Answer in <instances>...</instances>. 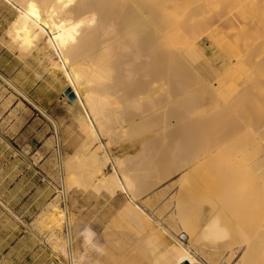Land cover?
Segmentation results:
<instances>
[{
	"label": "rangeland",
	"instance_id": "1",
	"mask_svg": "<svg viewBox=\"0 0 264 264\" xmlns=\"http://www.w3.org/2000/svg\"><path fill=\"white\" fill-rule=\"evenodd\" d=\"M11 1L12 3H18V0ZM16 14L15 9L11 5L4 0H0V34L2 36ZM218 15L213 13V15L209 16L210 20L207 18L209 23L205 26L203 24L197 29L193 28L194 30L192 31L190 30L191 28H186L182 34L187 35L185 36L186 39H184V41L186 40V46L184 41H182L183 39L180 40V43L177 42L183 36L178 38L177 41L174 39L172 36L173 26L167 25L170 22L166 23V27H164L165 56L162 80L165 108L160 122L161 140L156 138V135L149 138L144 135L153 126L155 117L153 118L151 115V118L140 120V122L138 117L134 115L136 114L134 113L135 111L130 107L126 108L125 103L122 106L123 108L120 109L121 105L116 98L118 96L123 98L125 94L131 91L132 78L123 71L121 65L117 64L118 62L112 63L115 67L111 64L113 68L110 66L107 69L105 77L91 82L90 88L98 94L109 96L111 103H114L112 105L113 110L117 105H120L116 109L117 114H120L122 118L118 119L115 112L109 113L106 119V127L101 133L102 137L99 138L97 136L98 140L89 142L91 137L81 129L79 122L75 119L71 108H69L79 132L86 137V141L80 144L61 143L60 127L55 121L53 123L55 125V134H57L56 139H58L56 143L42 145L30 142L27 129L21 130L19 127L20 113L17 111L20 106H23V98L27 100V103L34 104L35 102L25 94L14 79L0 74V264H30L29 256L25 258L24 253L28 252L29 247L34 244L44 249L39 258V264H69L70 261L66 250V244L68 245L66 240L67 229L70 230L72 238L71 248L74 253L76 252L74 255L77 257L81 255L87 264H92L91 262L95 260L102 261L105 264H151L152 259H154L151 251L155 244V248H157L158 245L160 247L161 243L162 249L163 244L164 248L166 247L167 249H171L173 246L178 247L177 240L185 243L188 240L187 234L179 233L184 230V227L186 230L197 226L201 227L210 223L214 217L219 218L220 224L226 229V239L217 242V244H211L206 239L191 236V241L188 245L190 252L202 264H264V251H261V248L264 247V236L259 247L248 245L246 239L242 237L237 239L239 235H244L245 229H249L254 223L252 219L255 217L253 216L254 213L250 211L251 208H249V205L244 204V200L243 203L240 201L242 199H239L240 195L249 194L253 187V182L250 180L251 182L248 183L249 176L243 172L227 170L226 165V158L230 159L231 156L233 159L231 151L240 149L242 147L240 144L247 145L246 150H248L245 154H239L238 159L240 161L255 163L264 159V140L262 139L264 138L262 137L264 134V114L259 113L251 103H249L248 109L242 108V105L245 102L248 103L253 94H255L253 89L258 79L246 78V80L240 69V67L242 68L241 63L243 60H247L245 63L248 68L250 67L249 70L251 72L255 71L254 68L258 65V61L264 59V49L259 44L260 39L250 34V31L253 30L252 26H255L254 24H250V29L252 28L250 30V25H245L246 22L242 21L233 11L231 14ZM109 31H106V34L111 32L110 36L113 31ZM210 33H212L213 38L209 36ZM245 39L251 41L252 46L247 56L241 55V62L237 50L243 52L244 43L242 44V41L244 42ZM228 40L232 42L228 44ZM233 42H235V46L231 45ZM254 42L258 44L255 46ZM41 44L45 45L44 42ZM230 45L231 48L229 50L231 51L234 48V52L236 51L235 54L238 57L234 56V53L232 55L230 51L228 53L225 50ZM177 48L179 49L178 51ZM6 49L16 53V51L7 47ZM196 50H198L197 53ZM34 53L48 65L50 73L54 75L55 81L61 87L59 93L64 103L71 104L72 100L64 93L68 87L67 81L62 71L53 65V59H58L56 54L53 50L44 47L36 49ZM174 55L177 56L174 57ZM83 56L84 54H79L77 58H82ZM238 59L239 61H237ZM231 70L234 73L232 71L231 74ZM218 74L220 75L218 76ZM229 74L230 76L235 75L236 78H233V76L230 78ZM221 76L226 79L229 76V82L226 79L221 80ZM128 79L131 84L128 83ZM8 80L16 87L11 85ZM219 80H221L220 82L226 80L222 82L225 85L227 83L232 84L235 80V86L234 84L232 85L235 87L234 89L240 84V88L238 86L237 89V92L239 91L237 104L235 103L236 105H234L233 101H231L235 107L231 106L232 103L229 101L226 105L222 102L221 97L229 91L227 86L231 84H227V88H222L221 86L219 87ZM240 80L242 83L245 82V85H242ZM121 81L122 84L119 83ZM244 87L248 89L246 90ZM244 95H246V99ZM114 100L118 103L117 105L113 102ZM219 105L221 110L226 108L225 112L219 109L225 119L221 116V112L218 115L215 114L218 109L216 110L214 106L218 107ZM211 106L216 112L212 111ZM229 107L236 109L237 113L235 112L236 110L231 108L232 111ZM210 111L215 114L216 119L210 114ZM239 111L241 113L244 112V114L238 113ZM178 112L180 113L178 114ZM205 112L210 114H208L209 118L214 117L217 126H219L217 120H220V122L221 119L225 120V123L223 122L224 125L219 122L223 126L221 130L219 126V134L213 118L210 122ZM231 112H235V114ZM253 113H255L257 118ZM236 114L244 117L238 115L239 117L236 119ZM218 117L219 119H217ZM232 117L236 118L233 119ZM239 118L240 122L244 119L242 124L239 123ZM136 119L138 122L136 121L134 124L133 122ZM197 119H201V121ZM212 120L213 125L211 124ZM256 120H258L257 124ZM16 121H18V124L15 127ZM252 122L253 125L255 124V128L252 126ZM205 125L208 126L205 127ZM213 126L215 130L213 131L212 128L209 130L208 127ZM225 127L226 130L224 131ZM249 132L253 133V137H250V135L247 137L250 134ZM218 135H223L224 143ZM244 135L247 138L246 141H243L245 139ZM195 136L196 138H194ZM206 137L208 138L206 139ZM101 140L107 144L111 155L122 154L128 157H126L128 161L126 160L125 162V168L129 170L127 171V174L129 173L128 178L132 182L131 186L134 193L138 195L137 203L143 211L138 210L137 212L128 208L130 207L128 203L130 205L133 204L131 203V196L126 193L119 192L112 195L108 191H98L92 187H89V189L85 188L86 180L97 181L98 178L96 175L89 178L91 175L89 172L90 164L83 166L77 164V153L83 151V146L87 143L91 144L90 151H94ZM143 140L147 141V144H144V147L147 148H144L146 152L140 146ZM203 142L205 145H208L209 142L213 143L214 146L219 144V147L200 159L188 163L195 156L193 152L196 155L200 153L202 145H204ZM151 143L152 147H150ZM210 143L209 146H211ZM232 143L233 148H236L231 150ZM196 144L199 146H196ZM154 145L160 146V152L156 148L153 149ZM148 147L150 150H148ZM227 147L230 148L228 149L229 151L224 154L221 153L220 156L215 157L216 159L214 158L216 161H220L219 159L221 158L220 162H215L214 159H212L213 163L210 160L208 161L214 166L219 165L218 170L207 177H200L199 171L196 170L199 162L215 156L217 152ZM36 151L38 153L34 154ZM148 152L152 156H149ZM222 155H225L224 159ZM251 156L253 157L251 158ZM66 159L69 162H75L72 165L71 176L79 184L71 182L73 186L71 185L65 195L62 161ZM150 165L151 167H149ZM223 166L226 169L223 170ZM143 167L148 169L145 168L146 170L142 171ZM151 168L155 169L151 170ZM111 172H113V165L109 163L104 168L103 174L107 177ZM192 184L194 185L192 186ZM53 204L56 206H53ZM248 209L250 212L245 213L244 211ZM60 212H63V214H60ZM249 214L251 218H249ZM22 235H24L22 240L26 242V245L20 251V248L14 244ZM88 238L91 240L89 241ZM194 238H197L198 241ZM20 245L22 243L20 244L19 242L18 246ZM165 264L176 263L170 260ZM192 264L198 263L194 262Z\"/></svg>",
	"mask_w": 264,
	"mask_h": 264
},
{
	"label": "bare ground",
	"instance_id": "2",
	"mask_svg": "<svg viewBox=\"0 0 264 264\" xmlns=\"http://www.w3.org/2000/svg\"><path fill=\"white\" fill-rule=\"evenodd\" d=\"M8 1L12 2L11 0H8ZM13 4L15 5L18 11V15L6 32L5 44L11 50L18 49L21 52L26 53V54L36 49L42 42H44L45 48L53 50V52L56 54L58 58L56 59L54 66L60 71H62L64 78L67 81L68 87H70V89L75 94V99L72 100V103L70 104L71 111L75 119L79 122L81 129L85 132V134H88V136L91 137V140L89 142L98 140L97 136H99V138L102 137L101 133L106 127V119L109 116V113L115 112L117 114L116 108L119 107L120 105H121L120 109L123 108L122 106H124V103L126 104L125 105L126 108L130 107L131 109L135 111L134 113L136 114L134 115L138 117L139 121L146 120L147 118L149 119L151 118L150 117L151 115L153 118L155 117L153 126L150 127L149 130H147L144 135L148 138L155 136V135H156V138H159V139L161 138L160 137V134H161V131H160L161 123L160 122L162 119L161 117L163 114V110L165 108L164 102H163L164 85H163L162 77H163V64H164L163 62H164V56H165V44H164V38H165L164 29L165 28L164 27H166V23L170 22L171 24L169 23L167 25H170L171 27L173 26L172 36L174 37L176 41L178 38L183 36L181 39H178L179 41H177L180 43V40L183 39L182 41H184V39H186L185 36L187 35L186 34L182 35L183 31L186 28H191L190 30L192 31L194 30L193 28L197 29L199 26L203 24L205 26L206 24L209 23V21L207 22V18L213 15V13H215L216 15L217 14L224 15L225 13L231 14L233 11L239 18L242 19V21H245L247 23V24L245 23V25H248V24L255 25L254 27L252 26L253 30L252 28L250 29L251 25L249 26V29L252 30L250 31V34L251 35L253 34L252 36H257L258 39H260L259 44H261L264 49V0H18V3L13 2ZM208 20L210 19L208 18ZM109 30L113 31V34H111L110 36L109 34L111 32ZM106 31H109L110 33L107 32L106 34ZM209 36L213 38L212 33H210ZM185 41H184V44H185ZM227 42L229 44V42H232V41L228 40ZM243 43H244L243 49H242L243 52L237 50V52L240 55L239 56L240 60H241L242 54H244V56L248 55L247 53L248 51H250L249 49H251V46H252L251 45L252 42L247 39H245L244 42L242 41V44ZM184 44H179V45H184ZM228 44L226 45L228 46ZM234 44L235 42H233V44L231 45L235 46ZM254 44L256 46L258 43L254 42ZM231 45L225 48V50L228 51V53L230 51L229 49L231 48ZM197 48H194V49H197ZM178 50L179 49L177 48V51ZM198 50H196V53L198 52ZM234 50L235 49L232 48L230 51L232 55H234L236 52V51L234 52ZM79 54H84V56L82 58H77ZM175 56L177 55H174V57ZM234 56H237V55L235 54ZM237 61H239V59ZM246 61L243 60L242 62L241 60L242 68L240 67L242 74L245 76V79L246 78H253V79L257 78L258 80L254 84L253 90L255 94H253V97L250 99L248 103L245 102L244 104V100H243L244 105H242V108L248 109L250 106L249 103H251L253 106L256 107L255 109H257L259 113L264 114V59L258 61V65H256L257 68L255 67L254 68L255 71L253 70V72L249 70L250 67L249 68L247 67V64L245 63ZM115 62H118L117 64L121 65L123 71L127 73L130 78H132L131 80L132 84L131 82H129V79H128V83L132 85V88H131V91L128 90L129 91L128 93L126 92L127 94H125L123 98L119 96L117 98L115 97L116 99H118V103H120V105H117L118 103L115 102L114 100L113 102L116 103L115 105H117V107L114 108L113 110L112 105H114V103H111V99L109 98V96H106L105 94L104 95L98 94L95 90H92L90 86H91V82L97 81L105 77L107 74V69L110 68V66L111 68H113L112 63H115ZM232 71L233 70L230 71L231 74H232ZM219 75L220 74H218V76ZM232 76L233 75H231L230 78H232ZM222 77L223 76H221V78ZM234 77L236 78L235 75L233 76V78ZM228 78L226 79L224 77L221 80L226 79L228 81ZM221 80H219V82ZM225 81H222V82H225ZM222 82L220 83L222 84ZM248 82L251 83V81L249 80ZM119 83L122 84V81ZM220 83H218L219 87L221 86L222 88L226 87L227 84H231V83H227L225 85L223 83L225 86L223 84L222 86ZM240 83L242 85L243 84L245 85V82L242 83L241 81ZM124 84L126 85L127 83H124ZM233 84L235 86V80H234V83L232 82L231 85L227 86L229 87V91L227 93H225L226 91L223 92L225 94H223V96L221 97L222 102L225 103V105L226 103H228V101L229 102L233 101L234 105H236L237 104L236 102L239 99L238 98L239 91L237 92V89L240 84L237 86V83H236V86H237L236 89H234L235 87L232 86ZM242 85L241 87L243 88ZM244 88L246 89V87ZM204 93H207V92H204ZM244 93H247V92L244 91ZM242 96H243V93H242ZM245 96L246 95H244V97ZM233 103L231 106L235 107ZM237 106H236V109H237ZM219 107L220 105L218 107L214 106L216 110L218 109L217 110L218 112L215 113L217 115L221 111L222 112L226 111V108L224 110H221ZM210 108H212V111H215L213 109V106H211ZM231 108L230 110L234 109V108L232 109ZM219 109L221 110L220 112H219ZM237 110L235 111L236 113H237ZM212 111H210L211 112L210 114H212V116H214L216 119V116L215 114L212 113ZM240 111L238 113L244 114V112L241 113ZM222 112H221L222 114L221 116L223 117ZM235 112L233 113L231 112V113L235 114ZM179 113L180 112H178V114ZM205 113H206L205 115L208 116L209 113L208 114L207 112ZM240 114H236L237 116L234 115L237 117V118L236 117L234 118L238 119ZM253 114L255 115V113ZM119 115L120 114H117L118 119L121 117V115L120 116ZM209 117L210 116H208V118ZM214 117L209 118L210 119L209 121L211 122L212 118L214 120ZM224 117L223 119H225ZM217 119H219V117ZM213 120L211 123L212 125H213ZM242 120L240 122V118H239V123L242 124ZM136 121L138 122V120L136 119L134 120L133 123L135 124ZM199 121H201V119ZM215 121L216 120H214V122ZM257 121L258 120H256V124H257ZM219 122L220 120L219 121L217 120V123L219 124L220 130H221V127L223 129V126L220 123L222 124L223 122L225 123V120L223 121L221 119V122L220 123ZM214 125L217 126L216 122L214 123ZM207 126L208 125H205V127ZM219 126H217L218 131L216 130L218 134H219V129H218ZM252 126L253 127L255 126V124L253 125V122H252ZM145 127H148V126H145ZM226 127L224 131L226 130ZM208 128L209 130L211 128L213 131L215 130L213 129L214 126L208 127ZM251 131L253 130L251 129ZM233 133H234V130H233ZM187 134L189 135V133ZM249 135L250 137H253L252 136L253 133L248 134L247 137ZM219 137H221L222 138L221 140L223 141L224 139L223 135ZM262 137H264V134ZM194 138H196V136ZM207 138L208 137H206V139ZM228 138H231V137H228ZM244 138L245 139L243 141H246L247 138L245 137V135H244ZM262 139L264 140V138ZM146 142H147L146 140L145 141L143 140L140 143V146L143 150L144 148L147 149L146 147H144V144H147ZM209 143L208 145H205L203 142L204 145H202L201 151L197 155L193 152L194 150L192 149L193 155L195 156L192 157V159L188 163H192L196 161L197 159H200L201 157L205 156L206 154L214 151V149L219 147V144H216L217 146H214L213 143H210L211 146H213L211 147L209 146ZM243 145L240 144V146L242 147L238 149L237 151H231L232 153L231 155L233 159L231 158V156H230V159L227 157L226 165H227V170L243 172L249 176V180H247V182L248 183H250L251 181L253 182V187L251 188V191L249 192V194L244 193L239 196V199L241 198L242 200L240 201L242 202L244 200L245 203L244 202L243 203L245 205L246 204L249 205V208H251L250 211L254 213L253 216L255 218L252 219L254 220V223L252 221L253 226H250L249 229H245L244 235L242 236L239 235L237 239H240L242 237L243 239H246L247 241L246 243H248V245L259 247V244L262 243L263 236H264V184H263L264 182V159L259 160L255 163L252 162L253 164L240 161L238 159L239 154L241 153L245 154L247 153L246 151H248L246 150L247 145H244V146ZM90 146H91L90 143L85 144L83 146V151L77 153L78 154L77 164L81 166L90 164L91 165L89 166L90 171L87 169L91 173L89 178H92L94 175H96L98 178L97 181L90 180V179L86 180L85 188L89 189V187H92L98 191L100 190H103L105 192L108 191L109 194L111 193L112 195L118 194L119 192L126 193L127 195L131 196L132 198L131 203L133 204V205H130V203H128L130 206L128 208L131 209L132 211L133 210L137 212L138 210L143 211L142 208L137 203L138 195L134 193L132 186H131L132 182H130L131 180L128 178L129 173L127 174V171L129 170L125 168V162L126 160L128 161L127 159L128 157L122 154L114 155V156L111 155L107 148V144L102 142V140L100 141V143L98 144V146L95 148L94 151H90ZM152 146L153 145L151 143L150 147ZM196 146H199V145L196 144ZM155 148L156 150L160 152L159 145L157 146L154 145L153 149ZM235 148H233V143H232L231 150ZM228 149L230 148L227 147L223 150H220L219 152L215 154V156H212L209 159H206L203 161L201 160L196 168V170L199 171V174H200L199 176L207 177L208 175L216 172V170H218L217 168L219 165L214 166L210 164L211 162L208 163V161L210 160L213 163L212 159H214L217 156H220L221 153L222 154L226 153L227 151H229ZM148 150H150V148ZM195 150L197 151V147ZM144 151L146 152V150ZM147 154L149 156L151 155L149 152ZM225 155H222L223 159L225 158ZM252 157L253 156H251V158ZM215 159H214L215 162H220L222 160L221 158L219 159L220 161H216ZM109 163H112L113 165V172L109 173L108 176L106 177L103 174L104 168ZM73 164H75V162L73 163L71 161L69 162L68 159H66L65 161H62L63 186H64L65 195L71 188V185H72L71 182L79 184V182H77V180L71 176V170H72ZM149 167H151V165ZM183 167H185V165H183ZM223 167H224L223 170L226 169L225 166ZM145 168L146 167H143V170L142 169L141 170L144 171L148 169V168L146 169ZM84 169L86 170L85 166H84ZM153 169L151 168V170ZM147 171H150V170H147ZM193 185L194 184H192V186ZM53 206H56V205L53 204ZM248 211L249 209L244 212L248 213ZM60 214H63V212H60ZM249 218H251V216ZM249 230L250 232L248 233ZM179 233L187 234L188 236L187 242L185 243L181 240H177V243L179 246L178 247L173 246L171 249L169 248L167 249L166 247L164 248V244H163V249H162L161 243H160L161 248L158 247L159 245L157 246V248H155L156 247L155 246L156 244H155L153 246V250L151 251V254L154 257V259H152L153 261L151 264H165L167 261H170V260L176 264H183L184 262H187L189 264H192L194 262L198 264H202L201 261L195 255H193L188 248V245L190 244V241H191L190 240L191 236H194L197 238L199 237L200 239H206V241L208 240L211 244H217V242L226 239V235H227L226 229L220 224L219 218L217 217H214L210 221V223L204 224L201 227L197 226L196 228H190L189 230L188 229L186 230V228L184 227V230ZM183 238L185 239V237ZM197 238H194V239L197 240ZM229 238L231 237L229 236ZM66 240L68 243V245L66 244L67 246L66 250H67L68 259L70 261L69 264H87L84 258L81 257V255L79 257L74 255L76 252L74 253L71 248L72 238L70 236L69 229H67ZM90 240L91 239H89V241ZM232 242H234V240H232ZM261 251H264V247L261 248ZM91 263L92 264H105L102 261H97V260Z\"/></svg>",
	"mask_w": 264,
	"mask_h": 264
},
{
	"label": "crops",
	"instance_id": "3",
	"mask_svg": "<svg viewBox=\"0 0 264 264\" xmlns=\"http://www.w3.org/2000/svg\"><path fill=\"white\" fill-rule=\"evenodd\" d=\"M4 1L11 5L17 14L4 30V35L2 36L0 34V74L14 79L25 94L35 102L34 104L27 103L25 98L22 99L23 106H20L17 111L20 113V129H27L31 140L30 142L42 145L56 143L58 139H56L57 134H55V125L53 123V121H55L60 127L61 143H84L86 137L79 132L73 120V116L69 109L70 104L64 103L63 98L60 97V85L55 81L54 75L50 73L48 65L41 61L40 57L34 53L36 49H42L44 45L40 44L28 54L18 49L13 50L16 51V53H12L6 49V47L10 49L5 44L6 32L16 19L18 11L12 2L8 0ZM18 53L20 57L26 59H21ZM55 61L56 59H53V65ZM11 85L16 87L13 83H11ZM21 93L23 92L21 91ZM17 124L18 121L15 122V127ZM37 153L38 151L34 154ZM23 237L24 235L14 244L20 248V251L26 245V242L22 240ZM19 242L20 244L22 243V245L18 246ZM42 251H44V249L36 244L31 245L29 251L24 253L25 258L29 256V260L31 261L30 264H39L40 255L43 253ZM17 252L19 253V251Z\"/></svg>",
	"mask_w": 264,
	"mask_h": 264
},
{
	"label": "water",
	"instance_id": "4",
	"mask_svg": "<svg viewBox=\"0 0 264 264\" xmlns=\"http://www.w3.org/2000/svg\"><path fill=\"white\" fill-rule=\"evenodd\" d=\"M65 95L70 99V100H74L75 99V94L73 93V91L70 89V87H67L64 91ZM183 264H188L187 262L183 263Z\"/></svg>",
	"mask_w": 264,
	"mask_h": 264
}]
</instances>
